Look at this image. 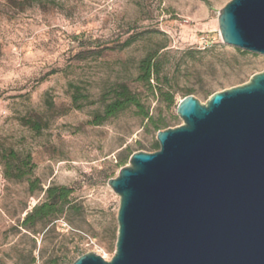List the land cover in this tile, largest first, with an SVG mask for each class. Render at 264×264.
Wrapping results in <instances>:
<instances>
[{
	"label": "rangeland",
	"instance_id": "374dc122",
	"mask_svg": "<svg viewBox=\"0 0 264 264\" xmlns=\"http://www.w3.org/2000/svg\"><path fill=\"white\" fill-rule=\"evenodd\" d=\"M231 0H0V264H69L87 253L110 261L116 250L120 198L108 182L128 149L153 153L157 133L134 109L102 126L91 124L103 94L117 82L147 96L136 81L150 50L167 54L169 74L207 102L264 72V56L223 43L218 12ZM71 85L91 103L73 107ZM166 128L183 124L177 107L149 97ZM41 123L36 132L25 125ZM145 146L141 150L139 145ZM32 158V181L8 180L6 150ZM127 166V165H126ZM73 190L56 232L20 227L49 187ZM67 256V257H66Z\"/></svg>",
	"mask_w": 264,
	"mask_h": 264
},
{
	"label": "water",
	"instance_id": "95a60500",
	"mask_svg": "<svg viewBox=\"0 0 264 264\" xmlns=\"http://www.w3.org/2000/svg\"><path fill=\"white\" fill-rule=\"evenodd\" d=\"M224 44L264 56V0L218 12ZM160 149L134 153L108 185L120 198L116 250L73 264H264V72L194 96Z\"/></svg>",
	"mask_w": 264,
	"mask_h": 264
},
{
	"label": "trees",
	"instance_id": "16d2710c",
	"mask_svg": "<svg viewBox=\"0 0 264 264\" xmlns=\"http://www.w3.org/2000/svg\"><path fill=\"white\" fill-rule=\"evenodd\" d=\"M166 48L167 46H162L160 49L150 50L138 63L136 81L145 89L147 96L144 97L141 92L133 90L126 83L117 82L113 84L103 94L99 102L101 103V107L92 116V125L102 126L106 122L117 119L126 112L134 109L137 115L144 121H147L152 127V130L157 134L164 127H167L164 122L157 121L151 115L147 107L149 97L157 102L164 103L168 108H172L178 107L183 99L192 96L196 91L186 88L182 91L181 100L178 101V92L175 91L178 83L169 74L166 62L168 53L164 51ZM241 53L249 55V52L242 51ZM71 89L73 107L76 110H82L85 105L91 103L90 98L83 94L77 86L71 85ZM204 94L207 96L206 100L208 101L214 93L204 92ZM24 121L26 126L31 127L36 132L39 133L42 131L40 122L30 118H26ZM139 147L141 150L145 149V146L142 144ZM151 149L155 152L158 151L160 149L158 142H154L151 145ZM133 154L134 151L132 149L126 150L124 156L119 158L116 167L121 170L128 165ZM2 159L5 166L6 179L23 180L26 178L30 182V191L32 193L43 191L39 186L38 180L32 181L30 179V176L33 175L32 158L30 155L26 159H21L19 153L9 149L6 150ZM44 194V201L33 207L20 225L24 230L35 233L37 226L41 225L45 228L51 226L48 231L56 232V222L64 215L66 208L70 209V212L75 213V206L71 199L73 190L65 187L52 186L44 191ZM77 259L72 260L69 264H73Z\"/></svg>",
	"mask_w": 264,
	"mask_h": 264
}]
</instances>
